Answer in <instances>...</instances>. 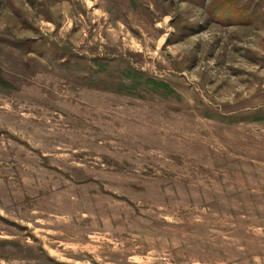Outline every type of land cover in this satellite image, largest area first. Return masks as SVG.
<instances>
[{
  "label": "rangeland",
  "instance_id": "1",
  "mask_svg": "<svg viewBox=\"0 0 264 264\" xmlns=\"http://www.w3.org/2000/svg\"><path fill=\"white\" fill-rule=\"evenodd\" d=\"M0 264H264V0H0Z\"/></svg>",
  "mask_w": 264,
  "mask_h": 264
}]
</instances>
